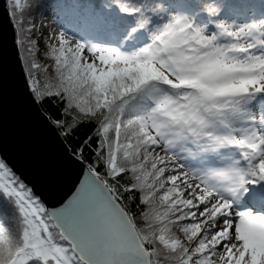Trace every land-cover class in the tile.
<instances>
[{
	"label": "snow or ice",
	"instance_id": "6c2138e0",
	"mask_svg": "<svg viewBox=\"0 0 264 264\" xmlns=\"http://www.w3.org/2000/svg\"><path fill=\"white\" fill-rule=\"evenodd\" d=\"M44 6L4 0L80 176L51 205L0 155V264H264V0Z\"/></svg>",
	"mask_w": 264,
	"mask_h": 264
},
{
	"label": "water",
	"instance_id": "95a60500",
	"mask_svg": "<svg viewBox=\"0 0 264 264\" xmlns=\"http://www.w3.org/2000/svg\"><path fill=\"white\" fill-rule=\"evenodd\" d=\"M15 34L0 0V155L49 204L71 194L80 169L66 160L59 138L28 102Z\"/></svg>",
	"mask_w": 264,
	"mask_h": 264
},
{
	"label": "trees",
	"instance_id": "16d2710c",
	"mask_svg": "<svg viewBox=\"0 0 264 264\" xmlns=\"http://www.w3.org/2000/svg\"><path fill=\"white\" fill-rule=\"evenodd\" d=\"M55 2L56 0H43V3L45 4V6L41 7L39 11L37 12L38 19L47 20L49 16H55V11H56ZM44 51H45V44L41 42L40 52L37 55V60L41 64L50 63V60L44 55Z\"/></svg>",
	"mask_w": 264,
	"mask_h": 264
},
{
	"label": "rangeland",
	"instance_id": "374dc122",
	"mask_svg": "<svg viewBox=\"0 0 264 264\" xmlns=\"http://www.w3.org/2000/svg\"><path fill=\"white\" fill-rule=\"evenodd\" d=\"M56 19V17L55 16H50V17H48L47 18V20L46 21H53V20H55Z\"/></svg>",
	"mask_w": 264,
	"mask_h": 264
}]
</instances>
